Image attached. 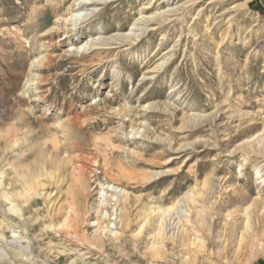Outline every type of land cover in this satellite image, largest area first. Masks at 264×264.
Wrapping results in <instances>:
<instances>
[{
	"label": "rangeland",
	"instance_id": "374dc122",
	"mask_svg": "<svg viewBox=\"0 0 264 264\" xmlns=\"http://www.w3.org/2000/svg\"><path fill=\"white\" fill-rule=\"evenodd\" d=\"M76 2L0 0V264H264V0Z\"/></svg>",
	"mask_w": 264,
	"mask_h": 264
},
{
	"label": "bare ground",
	"instance_id": "6f19581e",
	"mask_svg": "<svg viewBox=\"0 0 264 264\" xmlns=\"http://www.w3.org/2000/svg\"><path fill=\"white\" fill-rule=\"evenodd\" d=\"M77 2H76V4L77 5H81V6H86V5H94V4H99V3H102V2H106V1H108V0H76ZM93 8V7H92ZM93 10V9H92ZM94 11V10H93ZM151 19L149 18V19H144L143 21L144 22H148V21H150ZM259 142H261V141H259ZM242 169V168H241ZM256 176H261L260 175V170L259 169H257L256 170ZM240 176L242 177V173H240ZM207 183V182H206ZM203 195V194H202ZM199 196H201V193H195V192H192L191 194H189V195H187V198L189 199V201L191 202V204H193V205H196V206H198V208H199V210H197V215L199 214V212L201 211L200 209H201V205L198 203V200H197V198L199 199L200 197ZM73 211V210H72ZM75 211V210H74ZM150 211L152 212V213H155L156 211L158 212L159 211V209L158 208H156V207H150ZM165 212H167V210L165 211ZM165 212L162 210V214H165ZM159 213V212H158ZM181 213H182V215H183V217H184V220L183 221H185V222H191V218H190V209H188V208H186V209H183L182 211H181ZM162 216V215H161ZM124 225H125V227H127L128 226V224H129V219H128V217L126 216V215H124ZM163 218V217H162ZM183 221L181 220V222H182V226L184 227L185 226V224L183 223ZM160 223V222H159ZM153 236H154V238L158 241V243L159 242H162V240H163V238H165L164 237V233L162 232V229L161 228H158L157 230H156V232L153 234ZM165 241V240H164ZM163 244V243H162Z\"/></svg>",
	"mask_w": 264,
	"mask_h": 264
}]
</instances>
